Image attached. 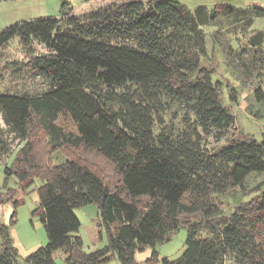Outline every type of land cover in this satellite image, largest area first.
<instances>
[{
	"label": "trees",
	"instance_id": "1",
	"mask_svg": "<svg viewBox=\"0 0 264 264\" xmlns=\"http://www.w3.org/2000/svg\"><path fill=\"white\" fill-rule=\"evenodd\" d=\"M1 1V0H0ZM4 1V0H3ZM39 17L0 30V49L17 38L37 41L46 53L31 55L24 68L47 83L40 94H0V115L24 145L5 176L21 189L36 178L38 207L33 210L47 243L27 254L24 264H137L136 251L167 242L186 229L183 252L146 264H264V184L233 211L223 214L227 191L251 173L264 172V140L235 135L207 150L203 135L217 140L234 117L221 104L214 71L205 56L202 26L216 14L250 12L218 3L193 11L177 0H119L82 15ZM260 46L264 100V31L249 37ZM233 92L236 90L232 89ZM238 94L232 95L237 98ZM170 104L183 109L181 129L167 126ZM9 155L0 139V155ZM59 157L64 159L60 161ZM16 188L0 189V211L18 204ZM94 205L106 245L85 250L78 235L76 208ZM0 264H20L9 224L1 221ZM205 232V236L202 235Z\"/></svg>",
	"mask_w": 264,
	"mask_h": 264
},
{
	"label": "rangeland",
	"instance_id": "2",
	"mask_svg": "<svg viewBox=\"0 0 264 264\" xmlns=\"http://www.w3.org/2000/svg\"><path fill=\"white\" fill-rule=\"evenodd\" d=\"M63 0H1L0 1V30L5 26L32 20L39 17L61 16ZM69 13L82 15L97 10L119 0H66ZM194 10L199 5L207 7L211 14L213 7L218 3H227L234 8L260 6L264 9V0H177ZM202 26L204 33L205 56L201 61L214 71L212 81L218 82L221 104L234 117V124L226 129L222 138L217 140L215 132L203 135V144L207 150L218 148L232 136L247 134L257 141L264 140V100L258 101L254 95L257 88H262L263 70L261 63L257 62L260 56V46L249 43V37L256 31H264V15L251 18L250 12L238 13L236 15L216 14L215 20ZM44 44L37 41L22 42L17 38L10 40L5 47L0 49V94H40L47 89V83L24 68L25 63L31 55L46 53ZM232 89L236 90L235 92ZM238 94L237 98L232 95ZM264 93V91H263ZM170 109L164 116L167 126L175 131L181 129L183 109L176 104H170ZM0 139H6L10 149L9 155H0V189L9 186L16 188L15 200L18 204L4 205L1 221L9 224V218L15 211V222L10 227V236L13 246L18 252L20 264L27 254L39 246H44L48 239L47 234L33 210L38 207L36 188L41 184L39 178L24 190L18 186L15 176L7 177L3 173L5 167H9L16 152L24 145L8 131L0 115ZM60 161L64 158L59 157ZM264 184V172L251 173L241 185L227 191V199L224 200L223 214L233 211L240 200H248L262 189ZM95 208L94 205H90ZM80 207L74 210L80 227L78 235L83 241L84 249L94 250L106 245V235L99 226L97 210L95 216L90 214L86 208ZM186 229L180 227L171 234L167 242L155 247H146L143 251H136L134 258L137 264H146V260L155 251L159 260L163 258L175 259L184 250ZM205 236V232H202ZM226 264H233L232 258H226ZM56 264H63L58 256L55 257ZM103 264H119L116 257L112 256ZM160 264V262H159Z\"/></svg>",
	"mask_w": 264,
	"mask_h": 264
},
{
	"label": "crops",
	"instance_id": "3",
	"mask_svg": "<svg viewBox=\"0 0 264 264\" xmlns=\"http://www.w3.org/2000/svg\"><path fill=\"white\" fill-rule=\"evenodd\" d=\"M86 210L90 213V214H92L93 216H95V214H96V209L95 208H93V207H91L90 205H87L86 207ZM86 250V249H85ZM88 250V249H87ZM56 264V263H55Z\"/></svg>",
	"mask_w": 264,
	"mask_h": 264
}]
</instances>
